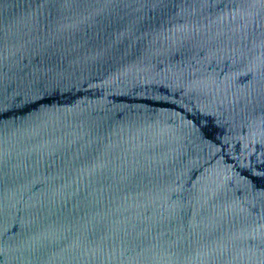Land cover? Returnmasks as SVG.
Returning <instances> with one entry per match:
<instances>
[{
	"label": "water",
	"instance_id": "95a60500",
	"mask_svg": "<svg viewBox=\"0 0 264 264\" xmlns=\"http://www.w3.org/2000/svg\"><path fill=\"white\" fill-rule=\"evenodd\" d=\"M0 264H264V0H0Z\"/></svg>",
	"mask_w": 264,
	"mask_h": 264
}]
</instances>
